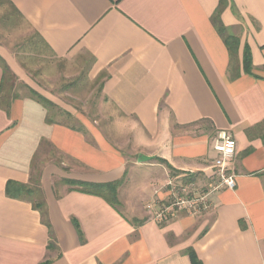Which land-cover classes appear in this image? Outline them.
Wrapping results in <instances>:
<instances>
[{"label": "crops", "instance_id": "crops-1", "mask_svg": "<svg viewBox=\"0 0 264 264\" xmlns=\"http://www.w3.org/2000/svg\"><path fill=\"white\" fill-rule=\"evenodd\" d=\"M219 3L0 4L13 8L21 34L34 33L63 71L100 86L93 114L105 119L88 120L65 105L53 114L56 99L39 93L0 47L29 90L9 87L3 96L0 64V264H192L190 251L203 264H264V0H227L220 20L239 39L234 61L213 23ZM220 132L237 144L236 189L211 195L204 213L156 222L171 178L207 184ZM11 181L32 195L9 197ZM66 181L121 182L119 203Z\"/></svg>", "mask_w": 264, "mask_h": 264}, {"label": "rangeland", "instance_id": "rangeland-1", "mask_svg": "<svg viewBox=\"0 0 264 264\" xmlns=\"http://www.w3.org/2000/svg\"><path fill=\"white\" fill-rule=\"evenodd\" d=\"M21 31L22 21L13 8L9 5H1L0 47L6 49L5 51L9 53L13 61H17L26 73L27 81L29 80V83L35 85L39 93L56 99L58 105L53 103V106H55L52 110L53 114H61V109L65 105L75 110L78 109L82 116L88 120L102 119L104 122L105 119L101 116V112H99V116L93 114V108H97L99 103L100 86L89 83L85 73L76 75L77 77L74 78L75 71L70 74L63 71L62 63L48 56L34 33L23 35ZM67 75H70V78H66ZM12 76L14 79L6 86L3 96L7 97L10 92L9 87L13 92L18 90L22 94H28L27 84L24 81H17V77L13 72ZM43 98L45 99V97ZM51 104L52 102L48 106L50 107ZM84 108H87V111H84ZM95 112L98 113V111ZM110 113H113V111L108 109L107 114ZM55 117L66 121L71 119L69 116L60 117V115H57Z\"/></svg>", "mask_w": 264, "mask_h": 264}, {"label": "built area", "instance_id": "built-area-1", "mask_svg": "<svg viewBox=\"0 0 264 264\" xmlns=\"http://www.w3.org/2000/svg\"><path fill=\"white\" fill-rule=\"evenodd\" d=\"M217 158L213 160L211 173L204 187L195 179L179 184L171 178L167 184L171 198L158 203L154 220L162 223L185 213L195 216L208 211L211 207L210 196L225 190L234 191L237 186V175L231 168L237 153L234 136L228 132H220L214 142Z\"/></svg>", "mask_w": 264, "mask_h": 264}, {"label": "trees", "instance_id": "trees-1", "mask_svg": "<svg viewBox=\"0 0 264 264\" xmlns=\"http://www.w3.org/2000/svg\"><path fill=\"white\" fill-rule=\"evenodd\" d=\"M3 2L4 0H0V4ZM226 3L227 0H220L219 7L213 16V23L217 28L221 37L224 39V42L227 48L229 49L231 59L234 61L238 55L239 39L236 36L230 34L227 28H225V26L221 23L220 20V15L224 7L226 6ZM0 64L3 68V81L1 85V93H2L3 91H5L4 88L8 86V83L12 82V79H14V77L12 76V72L8 67V65L1 58H0ZM244 70L247 73H251L252 70V58L248 46H246L244 50ZM32 94L37 98L39 102L43 103L44 105L50 104L49 101H47L40 95L36 94L35 92H32ZM2 98H1V103L3 102ZM66 182L69 185L79 187L80 191L83 193H87L103 198L105 201H107V203L113 206L118 205L119 203L117 198V189L120 186L121 182L108 183V184H91V183H81L77 181H66ZM6 192L7 195L13 199H23L26 196L32 195L31 190L27 186L12 181L7 183ZM189 256L192 264H203L194 251H190Z\"/></svg>", "mask_w": 264, "mask_h": 264}, {"label": "water", "instance_id": "water-1", "mask_svg": "<svg viewBox=\"0 0 264 264\" xmlns=\"http://www.w3.org/2000/svg\"><path fill=\"white\" fill-rule=\"evenodd\" d=\"M149 159H150V158H146V157L143 158V160H145V161H147V160H149Z\"/></svg>", "mask_w": 264, "mask_h": 264}]
</instances>
